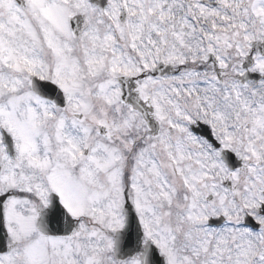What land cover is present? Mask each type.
<instances>
[{"label": "snow or ice", "instance_id": "obj_1", "mask_svg": "<svg viewBox=\"0 0 264 264\" xmlns=\"http://www.w3.org/2000/svg\"><path fill=\"white\" fill-rule=\"evenodd\" d=\"M0 264H264V0H0Z\"/></svg>", "mask_w": 264, "mask_h": 264}]
</instances>
